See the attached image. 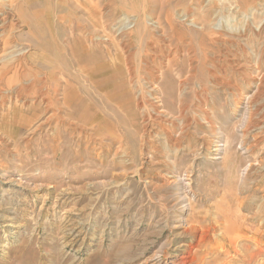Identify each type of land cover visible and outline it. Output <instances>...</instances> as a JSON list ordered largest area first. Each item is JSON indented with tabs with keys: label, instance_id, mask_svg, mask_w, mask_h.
Segmentation results:
<instances>
[{
	"label": "rangeland",
	"instance_id": "374dc122",
	"mask_svg": "<svg viewBox=\"0 0 264 264\" xmlns=\"http://www.w3.org/2000/svg\"><path fill=\"white\" fill-rule=\"evenodd\" d=\"M11 1L0 72L23 70L41 93L0 87V264H264V128L244 121L261 98L228 65L250 15L264 23V0ZM151 59L175 69L165 130L142 91ZM36 66L52 70L45 83ZM238 90L249 98L235 106Z\"/></svg>",
	"mask_w": 264,
	"mask_h": 264
},
{
	"label": "bare ground",
	"instance_id": "6f19581e",
	"mask_svg": "<svg viewBox=\"0 0 264 264\" xmlns=\"http://www.w3.org/2000/svg\"><path fill=\"white\" fill-rule=\"evenodd\" d=\"M3 1V0H2ZM4 1H8V0H4ZM204 1V0H203ZM198 2H200V1H198ZM7 3V2H6ZM9 3H10V6L9 7H7V8H5V10L4 11H1L0 10V39H1V41H4L5 40V37H6V35H8V30H7V22H6V17H9V15H10V13L11 12H13V15H16V14H14V9H13V7H12V4H13V2L10 0L9 1ZM203 3V2H202ZM206 3H208V2H206ZM205 3V4H206ZM228 3V2H227ZM8 4V3H7ZM144 4V3H143ZM0 5H2V4H0ZM202 5V4H201ZM206 5H208V4H206ZM4 6H6V5H4ZM15 6V5H14ZM204 6V5H203ZM144 7V6H143ZM140 8H141V5H140ZM202 8V7H201ZM16 10V9H15ZM21 10V9H20ZM207 10V9H206ZM144 12V11H143ZM17 13V12H16ZM196 13V12H195ZM203 13V12H202ZM212 13V12H211ZM138 14H140V12H138ZM183 14V13H182ZM11 15H12V13H11ZM19 15H20V17H21V11L19 12ZM178 15H179V13H178ZM197 15V14H196ZM216 15V14H215ZM214 15V16H215ZM252 15V14H251ZM251 15H250V17H251ZM141 16V15H140ZM143 16V15H142ZM174 16V15H173ZM172 16V17H173ZM192 16V15H191ZM200 16V15H199ZM202 16V15H201ZM207 16V15H206ZM217 16V15H216ZM16 17V16H15ZM137 17H139V16H137ZM146 17V16H145ZM144 17V18H145ZM151 17V16H150ZM175 17V16H174ZM177 17V16H176ZM197 17V16H196ZM203 17V16H202ZM201 17V18H202ZM207 17H209V16H207ZM250 17H249V19L247 20V21H249V22H247V23H245L246 25L244 26V28H242L241 27V32L240 33H238V34H235V37H237V38H240V45H238V47H236V48H232V46L233 45H231V47H230V49H231V52H232V54L230 55L231 56V58L229 59V60H231V61H229L230 63H228V65L231 67V69H233V71L236 73V74H238L239 76H241L242 78L241 79H243V82H245L246 83V85H249V84H251V83H253V84H255V86H256V89L254 90L255 91V93H254V95H256L257 93H258V97L259 98H261V99H253L254 100V108H253V110H251L249 113H248V115H246L247 116V118H246V120H244L243 118V120L244 121H246L247 122V124L246 125H248L249 127H247V128H251L252 127V129H253V131H260L261 129H263L264 128V103H263V100H264V23H262L261 25L260 24H254V23H252L251 21H250ZM141 18V17H140ZM167 18V17H166ZM180 18V17H179ZM178 18V19H179ZM185 18V19H184ZM183 19L184 20H186L187 18L186 17H184ZM195 18V17H194ZM232 18V17H231ZM235 18V17H234ZM137 19V18H136ZM177 19V20H178ZM181 19V18H180ZM196 19V18H195ZM211 18H209V20H205V18L203 19V20H205L204 22H203V24H201L200 26L201 27H205V26H209V27H212L213 26V23L214 22H212L211 20L213 19V17H212V19L210 20ZM215 19V18H214ZM14 20V19H13ZM158 20V19H157ZM156 20V21H157ZM159 20H161V19H159ZM184 20H182V21H184ZM198 20H200L199 18H198ZM8 21V20H7ZM220 21V20H219ZM222 21V20H221ZM137 22V21H136ZM145 22V21H144ZM154 22V21H153ZM161 22V21H160ZM181 22V21H180ZM201 22V23H202ZM138 23V22H137ZM152 23V22H151ZM158 23V22H157ZM162 23V22H161ZM183 23H185L186 24V22H183ZM12 24V23H11ZM133 27H135V22H133ZM146 24V23H145ZM155 24V23H154ZM159 24V23H158ZM157 24V25H158ZM200 24V23H199ZM219 24H221V22L219 23ZM218 24V25H219ZM222 24H223V21H222ZM230 24V23H229ZM224 25H228V24H225L224 23ZM138 26V25H137ZM172 26V25H171ZM183 26V25H182ZM141 27H142V25H141ZM147 27V26H146ZM178 27V26H177ZM188 27H189V24H188ZM226 27V26H225ZM227 27H230V26H227ZM184 28V27H183ZM199 28V27H198ZM222 28H224V27H222L221 26V28L220 29H222ZM140 29V28H139ZM144 29V28H143ZM150 29H151V27H150ZM186 29V28H185ZM199 29H201L202 30V28H199ZM198 29V30H199ZM226 29V28H225ZM224 29V30H225ZM240 29V28H239ZM238 29V30H239ZM127 30V29H126ZM137 30V29H136ZM164 30V29H163ZM197 30V29H196ZM215 30V29H214ZM189 31V30H188ZM205 31V30H204ZM11 32V31H10ZM139 32V31H138ZM141 32V31H140ZM161 32V31H160ZM216 32V31H215ZM13 33V32H12ZM103 33V32H102ZM154 34V33H153ZM152 34V35H153ZM161 34H163V33H161ZM208 34V33H207ZM211 34V33H210ZM104 35V34H103ZM209 35V34H208ZM219 35V34H218ZM159 36V35H158ZM213 36V35H212ZM211 36V37H212ZM102 37V36H101ZM207 37V36H206ZM223 37V36H222ZM154 38V37H153ZM158 38H160V37H158ZM218 38V37H217ZM217 38H215V40L217 39ZM107 40V39H106ZM141 41V40H140ZM218 41V40H217ZM224 41V40H223ZM227 41V40H226ZM222 42V41H221ZM237 42V41H236ZM239 42V41H238ZM167 43V42H166ZM230 44H233L232 42H229ZM3 44H5L6 45V42L4 43L3 42ZM228 44V43H227ZM40 46H38V48H39ZM139 51V50H138ZM157 51V50H156ZM160 51V50H159ZM228 51V50H227ZM154 52V51H153ZM152 52V53H153ZM166 52V51H165ZM170 52V51H169ZM229 53V52H228ZM229 55V54H228ZM159 56H161V55H159ZM212 56V55H211ZM253 56H255L256 58L255 59H253ZM161 58V57H160ZM174 58V57H173ZM244 58H245V60H244ZM154 59V58H153ZM153 59H151L152 61H150V62H148V64H147V68H149L150 70L148 71V74L143 78L144 80L141 82V84L143 85V96H145V97H148V106H150V109H151V111L152 112H149L148 113V111H147V113L148 114H150L151 113V116L153 117V120L157 123V125L161 128V129H166L165 127H166V125H168L167 123H170L171 122V120H172V122H173V119H168V117H166V115H165V113H166V108H164L165 106H164V102H165V98H166V95H167V92H166V90H165V87L164 86H166V85H164V81H165V77L167 76V74H169L170 72H175L174 70L175 69H169V65H168V62L167 61H162L161 59L158 61V63L156 64V62L154 63V61H153ZM214 60V59H213ZM213 63V62H212ZM223 64V62H220V64ZM226 63V62H225ZM225 63H224V65H225ZM171 64H173V63H171ZM26 65V64H25ZM173 66V65H172ZM176 66H177V64L175 65V68H176ZM218 66V65H217ZM216 66V67H217ZM226 66V65H225ZM224 66V67H225ZM178 67V66H177ZM215 67V66H214ZM10 67H8L7 69H6V71H4V72H0V87L2 86L3 87V85L5 84V85H7V86H12V87H16V88H18V89H20L21 91H20V93H22V92H25V91H28V92H30V93H36V92H40L41 93V87L39 86V85H37L35 82H32V80H31V83H29V84H26V82H25V78L27 77V75L25 74V72L23 71V70H21V69H18V68H16V69H14V67H12V68H10ZM36 68H38L39 70H41V71H43L44 72V75H46L45 77H43V78H40V76L38 77V74H35V77H37V78H39L40 80H42V82L43 83H45V81H46V77L47 78H49L50 79V75L53 73L52 72V70L51 69H46L44 66H42V67H39V66H36ZM173 68V67H172ZM190 68V67H189ZM178 69V68H177ZM207 69V68H206ZM217 69V68H216ZM224 70V68L222 67V66H220V70ZM190 70H193V69H190ZM195 70V69H194ZM230 70V69H229ZM189 71V70H188ZM232 71V70H231ZM230 71V72H231ZM223 72V71H222ZM221 72V73H222ZM225 72V71H224ZM227 72H228V69H227ZM221 73H220V75H221ZM41 74H42V72H41ZM140 74V73H139ZM190 74H192V73H190ZM190 74H188V75H190ZM208 74V73H207ZM226 74V73H225ZM229 74H231V73H229ZM178 75V74H177ZM187 75V76H188ZM210 75V74H209ZM215 75V74H214ZM191 76H193V75H191ZM232 76H234V75H232ZM239 76H238V78H239ZM34 77V78H35ZM179 77V76H178ZM190 77V76H189ZM209 77V76H208ZM223 77H225L226 79H227V77L226 76H223ZM177 78V77H176ZM180 78V77H179ZM228 78H230V77H228ZM30 79V78H29ZM137 79V78H136ZM186 79H188V78H186ZM218 79H219V77H218ZM235 79V78H234ZM26 80H28V79H26ZM36 80V79H35ZM34 80V81H35ZM140 80V79H139ZM205 80V79H204ZM221 80H223V79H221ZM228 80V79H227ZM227 80H223V82H221V81H219L220 83L219 84H221V85H226V87L230 84V80H229V82L227 81ZM240 80V79H239ZM187 81V80H186ZM185 81V82H186ZM232 81V80H231ZM236 81V80H235ZM28 82H30V81H28ZM136 82V81H135ZM181 82V81H180ZM184 82V81H183ZM206 82H208L207 80H206ZM214 82H217V81H215L214 80ZM42 83V84H43ZM166 83V82H165ZM188 83H190L189 81H188ZM210 83V82H209ZM237 83V82H236ZM182 84V83H181ZM180 84V85H181ZM202 84V83H201ZM200 83H199V87L200 88H204V87H202L203 85H201ZM211 84V83H210ZM213 84H215V83H213ZM217 85H218V83H216ZM233 84V83H232ZM231 84V86H235L236 88H238L239 89V87H238V85L237 84H233L232 85ZM253 84H252V86H253ZM44 85V84H43ZM42 85V86H43ZM179 85V84H178ZM184 85H185V83H184ZM189 85V84H188ZM188 85L187 86H185V87H188ZM216 85V86H217ZM138 87V86H137ZM181 87V86H180ZM210 87H212V86H210ZM220 87V86H219ZM243 87V86H242ZM246 87V86H245ZM250 87V86H249ZM174 88V87H173ZM179 88V87H178ZM198 88V87H197ZM196 88V89H197ZM206 88V87H205ZM218 88V87H217ZM235 88V89H236ZM137 89V88H136ZM138 89H139V87H138ZM182 89V88H181ZM195 89V90H196ZM224 89H226V88H224ZM61 90V89H60ZM188 90H190V88L189 89H187V91ZM204 90V89H203ZM209 90V89H208ZM141 91V90H140ZM235 91V90H234ZM240 90H238V92H239ZM189 92V91H188ZM202 92V91H201ZM201 92H200V94H201ZM208 92V91H207ZM217 92V91H216ZM219 92V91H218ZM237 92V93H238ZM44 93V92H43ZM146 93V95H144ZM182 93H183V91H182ZM203 93V92H202ZM205 93H206V91H205ZM209 93V92H208ZM204 94V93H203ZM213 94V93H212ZM171 95V94H170ZM179 95H180V92H179ZM178 95V96H179ZM190 95V94H189ZM192 95V94H191ZM194 95V94H193ZM199 95V94H198ZM248 95V94H247ZM246 94H245V91L244 90H241L237 95H236V97L235 98H233L232 97V99L234 100V104H235V106H238V104H239V102H241V100L242 99H244L246 96H247ZM253 95V96H254ZM12 96V95H11ZM138 96V95H137ZM140 96V95H139ZM183 96V95H182ZM182 96H181V98H182ZM186 96V95H185ZM200 96H202V95H200ZM198 97V96H197ZM0 100H3V97H1L0 96ZM7 98V97H6ZM17 98H21V99H18V100H25L23 103H28V100H27V98H25V97H23V94L22 95H20V97L19 96H17ZM139 98V97H138ZM143 98V97H142ZM179 98V97H178ZM187 98V97H186ZM185 98V99H186ZM192 98H194V97H192ZM203 98H204V96H203ZM212 98H213V96H212ZM248 98H249V95H248ZM248 98L246 99V100H248ZM251 98H252V96H251ZM147 99V98H146ZM183 99H184V97H183ZM189 99H191V98H189ZM188 99V100H189ZM198 99H200V98H198ZM143 100V99H142ZM187 100V99H186ZM186 100H184V101H186ZM138 101V100H137ZM169 101V100H168ZM192 102H190V103H193V99L191 100ZM203 101V100H202ZM201 101V102H202ZM142 102V101H141ZM183 102V101H182ZM201 102H199V103H201ZM249 102H251V101H249ZM167 103V105H168V102H166ZM181 103V102H180ZM188 103V102H187ZM0 104H1V102H0ZM170 105H171V103H169ZM179 104V103H178ZM215 104V103H214ZM26 105V104H25ZM146 105V104H145ZM181 105H183V104H181ZM204 105V104H203ZM213 105V104H212ZM211 105V106H212ZM1 106V105H0ZM169 106V105H168ZM179 106V105H178ZM185 106V105H184ZM190 106V105H189ZM197 106H198V104H197ZM3 107V106H2ZM146 107V106H145ZM182 107V106H181ZM193 107V109H195V107L194 106H192ZM203 107H205L206 108V106H203ZM213 107V106H212ZM189 108V107H188ZM196 108H199V107H196ZM205 108H200V111H203V112H207L206 110H205ZM235 108H237V107H235ZM234 108V109H235ZM146 109H147V107H146ZM210 109V108H209ZM252 109V108H251ZM148 110V109H147ZM197 110V109H196ZM169 111V110H168ZM181 111V110H180ZM210 111H211V109H210ZM187 112H188V110H187ZM194 112H196V111H194ZM248 112V111H247ZM169 113V112H168ZM171 113V112H170ZM210 112H208V114H209ZM172 114V113H171ZM181 114H183V113H181ZM186 114V113H185ZM193 114V113H192ZM197 114V113H196ZM204 114V113H203ZM244 114V113H243ZM258 114H261V118H259L260 120H258L256 123H254V121H253V117L254 116H257L258 117ZM194 116H195V113L193 114ZM198 115V114H197ZM245 115V114H244ZM174 116V115H173ZM172 116V117H173ZM176 116V115H175ZM180 115H178V117H179ZM182 117H183V115H181ZM188 116H189V114H188ZM204 116V115H203ZM171 117V118H172ZM182 117H180V118H182ZM202 117V116H201ZM244 117V116H243ZM193 118V117H192ZM195 119H198L197 117H194ZM203 118V117H202ZM205 118V117H204ZM209 118V117H208ZM207 117H206V119H208ZM187 119V118H186ZM189 119V118H188ZM241 119V120H242ZM258 119V118H257ZM180 120V119H179ZM209 120V119H208ZM150 121V120H149ZM152 121V120H151ZM191 121V120H190ZM196 121V120H195ZM200 121V120H199ZM204 122L206 121V120H203ZM202 121V122H203ZM43 122V121H42ZM146 122V121H145ZM153 122V121H152ZM176 122V121H175ZM178 122V121H177ZM194 121H192V123H193ZM208 122V121H207ZM154 123V122H153ZM155 123V124H156ZM181 123V122H180ZM188 123H189V121H188ZM209 123H210V120H209ZM212 123V122H211ZM245 123V122H244ZM151 125H152V123H150ZM182 124V123H181ZM193 124H195V123H193ZM204 124V123H203ZM215 124V123H214ZM241 124H242V121H241ZM149 125V124H148ZM171 125V124H170ZM196 125H198V124H196ZM199 125H201V124H199ZM211 125V124H210ZM246 125H245V127H246ZM153 126H154V124H153ZM178 126V125H177ZM192 126V125H191ZM243 126V125H242ZM149 127V126H148ZM158 127V128H159ZM179 127V126H178ZM181 127V126H180ZM151 128V127H150ZM177 128V127H176ZM182 128V127H181ZM188 128H190L189 126H188ZM187 128V129H188ZM213 128V127H212ZM149 129V128H148ZM172 129H173V127H172ZM216 129V128H215ZM163 130V131H164ZM171 130V129H170ZM175 130H178V128L177 129H175ZM184 130V129H183ZM188 130H190V129H188ZM245 130H247V129H245ZM151 131V130H150ZM175 132V131H174ZM178 132V131H177ZM216 132V131H215ZM214 132V133H215ZM262 132H264V131H262ZM187 133V132H186ZM256 133H258V132H256ZM153 134V133H152ZM155 134V133H154ZM173 134H175V133H173ZM173 134L172 133H170L169 131H167L166 132V136H165V143H166V146H167V150H168V148L170 147V144H172V145H174V144H176V142H178L179 140H181L180 138V135L181 134H183L180 130H179V133H178V136H173ZM247 134V133H246ZM263 134V133H262ZM57 135V134H56ZM144 135H145V133H144ZM150 135H151V132H150ZM156 135V134H155ZM155 135H154V137H155ZM185 135V134H184ZM187 135V134H186ZM186 135H185V137H186ZM244 135V134H243ZM254 135H256V134H254ZM142 136V135H141ZM147 136V135H146ZM164 136V135H163ZM245 136V135H244ZM1 137V136H0ZM147 137H149V136H147ZM180 137V138H179ZM144 138V137H143ZM162 138V137H161ZM244 138H246V137H244ZM60 139V138H59ZM164 139V138H163ZM204 139V138H203ZM263 138H261V140H262ZM150 140V139H149ZM153 140V139H152ZM155 140H156V138H155ZM154 140V141H155ZM159 140V139H158ZM161 140V139H160ZM184 140V139H183ZM154 141H153V143H154ZM158 142V141H157ZM181 142V141H180ZM186 142V141H185ZM206 142V141H205ZM210 142V141H209ZM264 142V141H263ZM144 143V142H143ZM161 143V142H160ZM227 143V142H226ZM226 143H224L223 144V146H224V149L226 150L227 149V146H226ZM151 144H152V142H151ZM157 144V143H156ZM182 144H184V143H182ZM211 144V143H210ZM212 144H213V142H212ZM264 144V143H263ZM155 145V144H154ZM153 145V146H154ZM163 145V144H162ZM190 145V144H189ZM189 145H188V147H189ZM159 146V145H158ZM179 146H180V143H179ZM178 146V147H179ZM204 146V145H203ZM156 147V146H155ZM155 147L153 148V149H155ZM175 147V146H174ZM178 147H176L177 149H178ZM180 147H182V146H180ZM179 147V148H180ZM184 147V146H183ZM190 147H191V145H190ZM210 146L208 145V148H209ZM212 147V146H211ZM226 147V148H225ZM143 148V147H142ZM171 148V147H170ZM192 148H193V146H192ZM264 148V147H263ZM191 149V148H190ZM211 149V148H210ZM159 150V149H158ZM165 150V149H164ZM163 150V151H164ZM166 150V151H167ZM172 150V149H171ZM175 150V149H174ZM212 150V149H211ZM192 151V150H191ZM210 151V150H209ZM209 151H208V153L207 154H209ZM152 152V151H151ZM159 152V151H158ZM173 152V151H172ZM175 152V151H174ZM195 152V151H194ZM154 153V152H153ZM157 153V152H156ZM176 153V152H175ZM198 153V152H197ZM206 153V152H205ZM152 154V153H151ZM176 154H179L178 153V151H177V153ZM175 154V155H176ZM147 155H149V154H147ZM162 155V154H161ZM168 155V154H167ZM166 155V156H167ZM180 155V154H179ZM166 156H164L163 155V159L162 160H164V158H168V156L166 157ZM151 157V156H150ZM160 157V156H159ZM263 157V156H262ZM170 158V157H169ZM261 158V157H260ZM259 158V160H261L262 161V159H260ZM151 160V159H150ZM159 160H161V159H159ZM166 160V159H165ZM167 161H168V159H167ZM166 161V162H167ZM162 162V161H161ZM169 162V161H168ZM258 162V161H257ZM196 163V162H195ZM169 164V163H168ZM170 164H171V168H174L175 167V161H170ZM191 164H192V162H191ZM251 162H250V164H248V167H247V169L246 170H248V174L250 173H253V172H249V171H251L252 170V168L250 167L251 166ZM177 165V164H176ZM258 165L261 167V166H264V164H263V162H258ZM255 166V165H254ZM190 166L188 165V168H189ZM257 168V167H256ZM193 169V168H192ZM169 171V170H168ZM186 171H187V169H186ZM193 171V170H192ZM255 171V170H254ZM259 171V170H258ZM261 171V170H260ZM188 172V171H187ZM192 173V172H191ZM174 174V173H173ZM249 174V175H250ZM260 174V173H259ZM172 175V174H171ZM187 175H189V174H187ZM252 175V174H251ZM192 176V175H191ZM246 176V175H245ZM184 177V176H183ZM189 177V176H188ZM246 178H247V176H246ZM190 179V178H189ZM187 180V179H186ZM184 182H185V180H184ZM186 183V182H185ZM188 184H189V182H187ZM230 184V183H229ZM241 202H243V201H241ZM244 204V203H243ZM238 205H240V204H238ZM264 205V204H263ZM220 208V207H219ZM262 208H264L263 206H262ZM221 209V208H220ZM240 209V208H239ZM264 212V211H263ZM242 215V214H241ZM218 217V216H217ZM215 219V218H214ZM237 219V218H236ZM239 219H240V217H239ZM262 219V218H261ZM195 220L197 221L198 219H196L195 218ZM216 220V219H215ZM214 220V221H215ZM217 221V220H216ZM262 221V220H261ZM260 221V222H261ZM218 222V221H217ZM263 222H264V220H263ZM204 223V222H203ZM216 223V222H215ZM194 224V223H193ZM198 224V223H197ZM192 225V224H191ZM191 225H190V227H191ZM201 225H203V224H201ZM195 226H196V224H195ZM216 226V225H215ZM238 226H241V225H239L238 224ZM185 227V226H184ZM183 227V228H184ZM188 227V226H187ZM186 227V228H187ZM199 227V226H198ZM201 227V226H200ZM199 227V228H200ZM208 227H209V225H208ZM211 227V226H210ZM189 228V227H188ZM206 228V227H205ZM228 228V227H227ZM241 228V227H240ZM193 229V228H192ZM207 230L209 229V228H206ZM211 229H212V227H211ZM214 229V228H213ZM234 229V228H233ZM187 230V229H186ZM190 230V229H189ZM205 230V229H204ZM206 231V230H205ZM210 231V230H209ZM214 231V230H213ZM219 231V230H218ZM222 231H223V229H222ZM229 231H230V229H229ZM240 231H241V229H240ZM182 232V231H181ZM187 231H185V233H186ZM191 232V231H190ZM192 232H193V230H192ZM196 232H198V231H196ZM215 232V231H214ZM213 232V233H214ZM217 232V231H216ZM215 232V233H216ZM224 232H226V231H224ZM189 233V232H188ZM205 233H207V232H205ZM187 234V233H186ZM230 234V233H229ZM229 234H227V235H229ZM204 236H205V234H203ZM220 235V234H219ZM206 236H207V234H206ZM205 236V237H206ZM213 237H214V235H212ZM204 237V238H205ZM210 237V235L208 236V238ZM212 237V238H213ZM216 237V236H215ZM214 237V238H215ZM225 237H227V236H225ZM198 238H200V237H198ZM238 238V237H237ZM210 239V238H209ZM208 239V240H209ZM227 239V238H226ZM202 240H203V238H202ZM212 240V239H211ZM216 240V239H215ZM197 241V240H196ZM207 241V240H206ZM210 241V240H209ZM208 241V242H209ZM218 241V240H217ZM198 242H199V239H198ZM202 242V241H201ZM205 242V241H204ZM203 242V243H204ZM212 242V241H211ZM237 242V241H236ZM235 242V243H236ZM255 242H257V241H255ZM260 242V241H259ZM258 242V243H259ZM213 243V242H212ZM229 243H230V241H229ZM234 243V242H233ZM258 243H256V244H258ZM200 244H202V243H200ZM214 244H215V241H214ZM255 244V245H256ZM206 245H207V243H206ZM216 245V246H215ZM213 247L215 248V247H217V244H215ZM211 246H212V244H211ZM222 246V245H221ZM202 247L204 248V246L202 245ZM201 248V247H200ZM221 248V250H222V247H220ZM234 248H235V246H234ZM206 250H208V249H206ZM215 250V249H214ZM219 250V249H218ZM198 251H200L199 250V248H198ZM202 251V250H201ZM205 250L203 249V252H204ZM239 251V250H238ZM236 252V251H235ZM202 253V252H201ZM205 253H207V252H205ZM238 253V252H237ZM258 253V252H257ZM209 254V253H208ZM198 255V254H197ZM201 256H204V255H202L201 254ZM249 256V255H248ZM190 257V256H189ZM196 257V256H195ZM206 257H207V254H206ZM254 257V256H253ZM256 257V256H255ZM191 258V257H190ZM189 258V259H190ZM197 258V257H196ZM251 258H252V256H251ZM188 259V258H187ZM188 259V260H189ZM217 259V258H216ZM224 259V258H223ZM194 260V259H193ZM198 260H200V258H198ZM203 260H205V256H204V259ZM207 260H208V258H207ZM206 260V261H207ZM226 260V259H225ZM251 260H253V259H251ZM186 261V260H185ZM197 261V260H196ZM205 261V262H206ZM189 262V261H188ZM195 262V261H194ZM198 262H200V261H198ZM215 261L213 260V262H211V263H214ZM218 262V261H217ZM222 262V261H221ZM250 262H252V261H250ZM223 263V262H222ZM184 264H185V262H184ZM189 264V263H188ZM191 264V263H190ZM198 264V263H197ZM205 264H207V263H205ZM219 264V263H218ZM221 264V263H220ZM223 264H225V263H223Z\"/></svg>",
	"mask_w": 264,
	"mask_h": 264
}]
</instances>
